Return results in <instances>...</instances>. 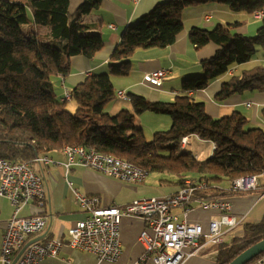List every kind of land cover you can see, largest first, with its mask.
<instances>
[{"label":"trees","instance_id":"trees-1","mask_svg":"<svg viewBox=\"0 0 264 264\" xmlns=\"http://www.w3.org/2000/svg\"><path fill=\"white\" fill-rule=\"evenodd\" d=\"M102 1L80 0L73 7L72 0H0V159L32 163L64 147H83L125 160L148 174L176 176V182H160L181 186L185 179L194 178L207 184L210 196L221 192L213 185L241 177L262 179L251 192L264 194V131L249 127L237 112L211 118L203 102L188 96L234 67L249 63L259 48L264 50V18L253 37L232 34L229 26L221 24L210 30L191 29L188 39L196 50L208 43L219 49L201 63L200 75L183 79L174 102L150 103L129 94L134 114L125 109L115 116L104 112L115 99L112 78L129 75L136 50L173 44L183 28L184 10L222 4L230 12L251 14L264 9V0L159 1L126 27L112 51L108 72L87 76L71 90L75 110L67 111L54 81L69 76L70 58H91L104 47L100 21L92 18ZM263 91L264 66L255 64L222 82L216 99L221 102L232 95ZM144 112L169 116L170 128L147 141L134 124V116ZM191 135L213 145L210 157L195 159L181 148L182 138ZM197 195L202 194L198 191ZM263 239L264 214L259 222L244 224L239 236L217 246L211 264H229ZM262 259L264 253L246 264Z\"/></svg>","mask_w":264,"mask_h":264},{"label":"crops","instance_id":"crops-1","mask_svg":"<svg viewBox=\"0 0 264 264\" xmlns=\"http://www.w3.org/2000/svg\"><path fill=\"white\" fill-rule=\"evenodd\" d=\"M72 1L73 7L80 2V0ZM159 1L165 0H103L99 10L92 14V18L100 21L98 31L102 35L104 47L91 58L79 56L69 59V76L54 81V88L60 98L64 96V90L70 93L87 76L107 73L112 51L119 44L120 36L126 27L149 13ZM181 21L182 31L176 36L173 44L165 48L136 50L131 56L132 67L129 75L112 78L115 92L124 91L127 98H115L109 102L104 108L105 113L115 116L125 109L134 114L129 94L142 96L153 103L174 102L175 97L180 95L183 79L200 75L201 63L213 57L219 49L214 43H208L196 50L188 39V32L191 29L198 27L210 30L221 24L229 26L232 34L251 37L256 35L262 19H253L245 12H230L222 4H208L184 10ZM250 63L264 66V50L259 48L249 63L234 67L225 76L210 82L205 89L189 93L188 96L203 102L205 113L211 118L228 117L237 112L248 120L249 127L260 128L264 131L262 117L264 91L232 95L221 102L216 99L222 82L251 68L252 66H248ZM162 69L168 71V75L162 79V85L159 88L150 87L143 82L145 75ZM134 124L142 129L146 139L147 133L144 129L148 130L149 135H154L156 132L168 130L171 121L167 115L144 112L134 116ZM183 149L190 151L195 159L202 160L212 155L213 145L191 135ZM48 157L54 162L53 164L32 166L35 172L41 175L46 188L45 207L29 204L19 213V217L47 214L49 220L45 234L53 240L64 242L57 256L45 258L39 264H112L98 262L95 256L67 246L68 229L83 216L76 202L74 191L87 197L97 198L99 206L105 208L122 207L136 199H164L174 195L179 188V185L173 183L160 182L158 176L150 177V174L142 183H129L78 166L66 171L64 166L67 159L60 150L51 152ZM261 184L262 179L258 178V186ZM228 185L227 189L219 187L221 192L215 196L222 195L220 196L222 199L229 201L231 213L242 219L237 228L247 223L259 222L264 214V194L256 195L251 191L250 193L241 192L243 194L232 193L229 191L230 183ZM196 206V204L192 205L194 210L188 215L190 222L206 223L208 218H214L213 215L209 216V213H201ZM174 212L181 214L180 209ZM11 213L12 208L8 200L0 197V245L4 227ZM120 228L123 235L122 254L120 259L113 264H133L144 252L143 245L138 241L139 234L144 229V223L139 218H124ZM230 234L231 232L224 237L225 242L230 241V239L226 241ZM212 255L210 251H205L187 260L185 264H211Z\"/></svg>","mask_w":264,"mask_h":264},{"label":"built area","instance_id":"built-area-1","mask_svg":"<svg viewBox=\"0 0 264 264\" xmlns=\"http://www.w3.org/2000/svg\"><path fill=\"white\" fill-rule=\"evenodd\" d=\"M250 17L263 19L264 9L252 12ZM167 75L168 71L158 70L145 75L143 82L159 88ZM63 94L62 102H70V93L64 90ZM115 98L126 99L127 95L124 91H117ZM188 137L182 138L181 148L187 145ZM62 152L67 159L66 171L78 166L129 183H142L149 175L145 169L110 155L98 154L90 148L64 147ZM53 163L49 157L35 158L32 163L0 159V197L7 199L12 208L2 234L0 264H12L28 243L15 264H39L45 258L57 256L63 248V241L53 240L45 234L49 220L47 214L19 217L22 208L29 204L41 208L46 205L43 179L32 165ZM257 186V177H241L230 183L229 191L248 192ZM207 187L206 183L189 178L170 197L139 199L122 207L105 208L99 206L97 198L74 191L83 216L68 229L66 244L73 250L95 256L98 262L116 263L122 254L121 222L124 218L133 217L144 223L138 237L144 252L133 264H185L205 251L213 254L210 258L213 262L217 256L216 247L225 242L224 237L235 230L242 219L231 213L229 201L210 196ZM198 191L202 195H197ZM193 204L199 211L213 213L214 218H209L206 223L190 222L188 215L194 210ZM178 209L181 210L180 215L174 212ZM255 264H264V260Z\"/></svg>","mask_w":264,"mask_h":264},{"label":"rangeland","instance_id":"rangeland-1","mask_svg":"<svg viewBox=\"0 0 264 264\" xmlns=\"http://www.w3.org/2000/svg\"><path fill=\"white\" fill-rule=\"evenodd\" d=\"M8 1H11V2H20V1H23V0H8ZM77 1H79V0H77ZM260 24H261V22H260ZM255 36V35H254ZM246 37H249V36H246ZM251 37H253V36H251ZM249 67H251V66H253V64H249L248 65ZM107 68H108V70H109V67L107 66ZM108 72V71H107ZM195 76H197V75H193V76H191V77H195ZM188 78V77H187ZM149 102V101H148ZM150 103H153V102H150ZM65 108H66V110L68 111V110H71V112H73L74 110H75V108L74 107H72L71 106V101L70 102H67L66 103V105H65ZM74 108V109H73ZM169 117V116H168ZM144 131L147 133V138H146V140H152V138H153V135H149V133H148V130L147 129H144ZM167 131V130H166ZM165 132V131H164ZM150 177H159V179H163V180H169V181H172V182H176V176H173V175H171V174H163V175H157V174H155V173H152V174H150L149 175ZM228 183L227 182H222V183H219L218 185H213L212 187H214V188H218L219 189V187L220 188H222V189H227L228 188ZM136 200H138V199H136ZM182 220V218H180V221ZM241 231H242V227H240V228H237L235 231L233 230L232 232H231V234L229 235V237H227V239H226V241H228L229 239H232L233 237H236V236H239L240 234H241ZM211 258V257H210Z\"/></svg>","mask_w":264,"mask_h":264},{"label":"water","instance_id":"water-1","mask_svg":"<svg viewBox=\"0 0 264 264\" xmlns=\"http://www.w3.org/2000/svg\"><path fill=\"white\" fill-rule=\"evenodd\" d=\"M44 235L34 239L33 241H37L40 238H42ZM31 241V242H33ZM30 244V243H28ZM26 244V246L28 245ZM25 246V247H26ZM24 247V248H25ZM24 248L19 252V254L15 257V259L13 260L12 264H15V262L17 261V259L19 258V256L21 255L22 251L24 250ZM264 253V239L257 242L256 244L252 245L251 247H249L248 249H246L245 251H243L242 253H240L235 259H233L229 264H246L249 261H251L252 259H254L255 257L259 256L260 254Z\"/></svg>","mask_w":264,"mask_h":264}]
</instances>
